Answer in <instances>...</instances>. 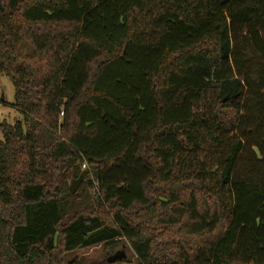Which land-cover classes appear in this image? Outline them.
I'll return each instance as SVG.
<instances>
[{"label":"trees","instance_id":"trees-1","mask_svg":"<svg viewBox=\"0 0 264 264\" xmlns=\"http://www.w3.org/2000/svg\"><path fill=\"white\" fill-rule=\"evenodd\" d=\"M0 76V264H264V0H0Z\"/></svg>","mask_w":264,"mask_h":264},{"label":"rangeland","instance_id":"rangeland-1","mask_svg":"<svg viewBox=\"0 0 264 264\" xmlns=\"http://www.w3.org/2000/svg\"><path fill=\"white\" fill-rule=\"evenodd\" d=\"M0 95L3 97L4 103L0 106V122H6L9 125H13L16 122L22 120L21 114L14 107V88L11 81L5 77L0 76ZM0 141H2V135L0 133ZM85 166H81V174H83L82 181L85 175ZM76 180V179H73ZM73 180H66L61 185L62 190L69 189L70 183ZM94 192L95 189L93 190ZM110 254L101 247L89 248L84 250H77L72 253L65 254L63 256L62 264H69L73 261H79L81 264H106L107 258ZM126 263L135 264L134 257L129 251H126Z\"/></svg>","mask_w":264,"mask_h":264},{"label":"water","instance_id":"water-1","mask_svg":"<svg viewBox=\"0 0 264 264\" xmlns=\"http://www.w3.org/2000/svg\"><path fill=\"white\" fill-rule=\"evenodd\" d=\"M82 177L83 174H80L79 177L76 180L71 181L70 187H69V192L71 195L75 194L78 186L82 182ZM126 258V254L123 251L116 252L114 255L109 256L106 260L108 264H114L117 261L123 260Z\"/></svg>","mask_w":264,"mask_h":264},{"label":"built area","instance_id":"built-area-1","mask_svg":"<svg viewBox=\"0 0 264 264\" xmlns=\"http://www.w3.org/2000/svg\"><path fill=\"white\" fill-rule=\"evenodd\" d=\"M3 104V97L0 95V106Z\"/></svg>","mask_w":264,"mask_h":264}]
</instances>
